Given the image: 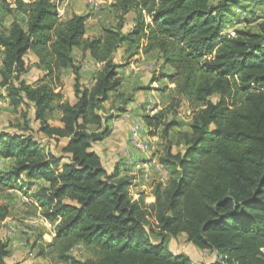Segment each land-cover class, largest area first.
Returning <instances> with one entry per match:
<instances>
[{
	"label": "trees",
	"instance_id": "trees-1",
	"mask_svg": "<svg viewBox=\"0 0 264 264\" xmlns=\"http://www.w3.org/2000/svg\"><path fill=\"white\" fill-rule=\"evenodd\" d=\"M111 1L116 25L92 38L84 36L87 15L60 18L52 0L14 1L13 12L26 16L27 27L14 19L0 32V97L14 107L31 104L38 130L67 141L55 155L23 130L0 131V159L13 160L0 168V195L32 191L25 194L37 201V214L54 225V235L31 247L44 259L53 257V264H195L168 249L165 238L180 234L196 248L216 253L209 264H264V0H251L261 15L253 10L242 17L246 24L257 20L255 28L233 31L236 21L228 16L234 7H244L238 0ZM129 11L135 13L134 25L123 31ZM122 46L129 58L157 52L172 71L151 82L167 79L177 99L172 107L186 100L191 108L188 129L175 133L180 123L167 118L171 104L142 114L149 134L168 142L159 162L169 178L165 186L154 184L151 203L134 199L132 177L120 175L117 167L108 170L93 149L110 133L114 114L104 110L112 93L119 100L116 113L134 98L119 92L114 55ZM75 48L101 64L90 86L76 75ZM28 50L45 72L33 84L23 78ZM68 67L75 73L74 102L57 90L56 80ZM54 104L60 126L46 120ZM172 144L182 149L174 153ZM8 214L0 203V222ZM77 244L96 257L73 256ZM9 254L0 235V264H7Z\"/></svg>",
	"mask_w": 264,
	"mask_h": 264
},
{
	"label": "rangeland",
	"instance_id": "rangeland-1",
	"mask_svg": "<svg viewBox=\"0 0 264 264\" xmlns=\"http://www.w3.org/2000/svg\"><path fill=\"white\" fill-rule=\"evenodd\" d=\"M14 1L15 0H0V32L1 33L2 32L4 33L8 30L10 23L14 19H20V15L18 13L13 12L14 8H10V7H15ZM109 1H111V0H109ZM213 1H215V0H213ZM238 1H239L238 3L243 5L244 7H241L240 5L234 7L235 14L228 16V20L233 19V21H236L234 26L233 27L231 26L230 30L233 31L234 28H241V27L242 28H247V27H250V28L254 27L255 28V25L258 22L257 20L252 21L251 24H246L245 18H242V17L246 16L248 18V15H249L248 11L253 12V10H255L254 11L255 14H253V15H255V17H257L258 15H261L263 13V10H261L260 7L257 8V5H256V3H254V1H251V0H238ZM85 9L87 10L86 14L88 16H91L92 17L91 20L93 21V18H94V16H96V14L91 13L87 9V7H85ZM237 9H241L242 11H245L246 15H242V14L238 13ZM252 12H250V13L252 14ZM98 13H100V18H99V20L97 19L99 22V25H101V26L106 25L109 27L116 25L118 18H117L115 10L112 9V7L110 5L102 7ZM237 14L239 15L240 18H237ZM249 17H250V15H249ZM134 19H135V13L133 11H129L124 16L123 31H127L128 29H130L134 25ZM232 24H233V22H232ZM0 51H1V49H0ZM81 56L82 55H80V57ZM80 57L78 59L75 58V61H74L75 65L78 66L76 75H78L80 83H83V81H86L83 85L90 86L91 83L93 82L94 75H96V73L99 70L98 71L94 70L91 74L90 73L87 74V72H85L82 68L83 62L81 63ZM154 59H156V58L154 57ZM132 61L133 60L131 58H129L126 53H123V48L117 50V54L114 57V62L116 64L120 65L118 70H119V73L121 74L122 79H123V73L120 70V68L126 67ZM153 67H156V68L153 69L152 73L150 71H149L150 73L147 71V73H149L150 75L148 74L146 76L145 80L144 79L140 80L139 84H137L135 87H133V89H131L130 91L127 92V93L132 94L135 99H139L138 103H140V104L137 105L135 108L138 114L135 115L133 113L134 116L140 117V115H141L140 111H143V112L146 111L147 112V110H149L151 108V107L148 108V106H149L148 103H144L142 105L141 103H143V101H141V100H143L144 98H139V95L146 96L145 94L147 93V95L148 94L149 95H155L154 101H156L155 107H157V111L160 110L161 108H164L167 106L169 107V105L171 104V109L169 111V114L167 115V118L168 119H175L176 121H178V123H180L179 127H177V128L174 127L172 129V133H175L176 131H178V129H180V130L188 129V125L191 121V108H190L188 102L186 100H181L179 102L178 106L175 105L174 107H172V105L175 104L176 100H177L175 93L172 91L173 84L168 82L167 79L155 81V83L151 82V79L154 76L159 75L161 72H167L171 68L163 69V66H160L158 64V61L154 63ZM31 68H32V70H31ZM36 68H35V66L30 65V67L28 69V70H30V73L28 71V74L24 75V77H27L26 80H33L36 78L37 79L44 78V76H45L44 70L40 69L41 71L44 72L43 77L41 78L42 74ZM74 77H75V73H74L73 69L68 70V71L62 70L60 78H59V80L57 79L56 82L58 85L64 86V84H66L68 86L71 82L74 81ZM125 85L126 84H124V86ZM120 87H121V85H120ZM120 87H119V89H120ZM130 87H132V86H130ZM64 93H65V95L62 93L63 98L68 99V98H66L67 92L64 91ZM212 99L215 100L216 97L213 96ZM118 101L119 100L116 101V95L112 94L111 101H108L105 103V110H104L105 113L115 114L116 112L114 110V107L116 106L117 103H119ZM55 106L56 105L54 104V107L51 110H49L48 113L46 114V120H49V121H47L49 123H54L58 119V111L59 110ZM132 111L133 110H130L131 113H132ZM154 113H156V112L154 111L153 113H149V114H154ZM143 126H144V131H143L144 135L146 137H150V139H151L150 141H148L147 150L146 151L137 150V151H133V152L130 151V153H133V154L144 153L145 155H150V156H154L156 158H159L162 154H164L163 153L164 148H165L166 144H168V142L162 140L161 138H159V136H156V135H154L152 138L151 137L152 135L149 134L150 129L148 128V126L146 124H143ZM38 127H39V122L34 119V113H33V108L31 106V104L23 103V104L19 105L18 107H14V106L10 105L9 101L6 102L4 97H0V131L23 130L26 133L32 134L36 139H38V141H40L43 144V146L46 147V149L48 151L52 150L55 153L60 152V147L64 143V140L54 139L52 137H47L43 132H40L38 130L39 129ZM126 129H128V128H126ZM122 142H123L122 144L117 146L118 150H115V151H120V153L123 154V152H125V150L128 148L127 147L128 143H127L126 138H123ZM124 143H127V146ZM181 149H182L181 146H177V145L172 144V147H171L172 152L175 153ZM117 159L119 161H121L123 158L122 157L120 158L118 156ZM102 161H103V164H105L107 166L108 170L112 169L111 163H109L104 157H103ZM9 164H10V162L8 160H1L0 159V168H5ZM125 165H127V164L125 163ZM157 165H158V167H160V171L163 174H165L166 177H169L168 169L162 164L159 165L158 162H157ZM158 178H161V176H159ZM156 183H158V181H156L154 184H156ZM166 184H167V182H166ZM165 185L163 184V186H165ZM140 189L141 188H138L137 191L134 190L135 192H129V193L134 199H137L140 196H142L145 203H151L154 201V196L150 195V194H153V189L152 190H147V189L144 190V191H147L146 193L144 191L140 192ZM25 191L28 192L29 194L32 193V191H29L28 189H26ZM25 191L21 192L22 197L26 196ZM151 196H152V199H150ZM24 198H25L24 200L23 199L21 200L22 203L21 204L19 203L17 205V208L14 209V206H13V208L11 210V215H12L11 217L18 223V225L23 226V228L25 229V230H21L20 235L21 234L24 235V237L22 239H24V244H26V245L25 246L23 245L22 255L20 257H15V259H20L21 264L24 260H27V258L29 259V261H32V263L37 261V260H35V259H37V255H36L37 250L33 249L31 247V244L35 240L40 238V243H42V242H48L52 239L51 234L44 236L43 230L45 228L43 229V226L40 224L42 222L40 215L37 214L34 206L31 205L32 202L31 201L29 202L27 200L28 197L27 198L24 197ZM12 200H14V199H12ZM14 202L16 203L18 201H14ZM23 219H27V222H24L25 220H23ZM148 219L150 221V224H152V226H155L154 219L152 217H150ZM29 220H31L33 222H29ZM45 231L49 233L48 229L47 230L45 229ZM52 231L54 232L53 228H52ZM152 238L156 240L155 235H152ZM4 239L9 241L8 238H4ZM165 241H166V245H167L168 249L170 250V252H172L173 254H180V253L186 254L190 258L191 262H193L195 264H209L212 261H214L217 257L216 253L212 252L211 250L196 248L193 244H191L190 242H188L186 240L184 234H180L176 237L168 236L165 238ZM71 254L73 256H75L76 258H79L82 260L87 259V258H95L96 257V255L90 249H88L87 247H85L82 244H77L71 250ZM15 259L10 254L9 259H8V264L16 263ZM39 261H42V263H44V264L55 263V260L53 257L42 259Z\"/></svg>",
	"mask_w": 264,
	"mask_h": 264
},
{
	"label": "crops",
	"instance_id": "crops-1",
	"mask_svg": "<svg viewBox=\"0 0 264 264\" xmlns=\"http://www.w3.org/2000/svg\"><path fill=\"white\" fill-rule=\"evenodd\" d=\"M52 1H54L56 3V5L59 6L64 11V18L70 17L74 13L80 14V15H87L86 14L87 10L85 9V7H87V4H86L87 0H52ZM110 4H111V1L107 0L106 3L101 5V8L104 6L110 5ZM10 8H14V7H10ZM16 13H18V12H16ZM18 14L20 15V19H17V20L19 21V23L21 24L23 29H26V27H27L26 16L22 13H18ZM91 18H92L91 16H88V18L85 21V35L84 36L86 38H92L94 36H97L100 34L103 27H109L106 25H102V26L99 25L98 20L100 18V13H97L96 16H94L93 21L91 20ZM121 48H123V53H126L125 47L122 46L119 49H121ZM116 54H117V52L115 53V55ZM80 55H82V56L80 57ZM115 55H114V57H115ZM79 57H80L81 63L94 60L91 58L90 54L87 51L82 52L80 49L75 48L73 51L74 61H75V58L78 59ZM154 57L156 59H154ZM131 59L133 61L130 62L126 67H122L123 69L120 68V70L123 73V79H121V87L119 89V92L127 93L128 91L133 89V87H135L137 84H139L140 80H142V79L145 80L146 76L150 72L152 73L153 69L156 68V67H153V65L157 61H158V64L160 66H163V69L171 68L168 65H163L162 59L159 57V55L155 51L147 53V54L139 52V53L135 54L134 56H132ZM24 60L26 62V67H27V71L25 72L24 75L28 74V71L30 73V70H28V69H29L30 65H33V66H35V68L37 67L36 69L42 74L41 78L43 77L44 72L41 71L42 69L37 65V57L35 56V54L32 50H28L25 53ZM0 64H1V59H0ZM71 69L72 68L68 67V68L64 69L63 71H68ZM100 69H101V65H99V66L92 65V67L90 69L83 68V70L85 72H87V74L88 73L91 74L94 70L98 71ZM31 70H32V68H31ZM147 71L148 72L150 71V72L147 73ZM171 71H172V69H169L167 72H171ZM24 75H23V78L26 80L27 77H24ZM36 79L26 80V81H28V83H30V84H33V83L37 82L38 80H40V79H37V80ZM93 81H94V79H93ZM85 82L86 81H83L82 84H84ZM153 83H155V82H153ZM124 84H126L125 85L126 87L124 86ZM73 86H74V81L71 82L68 86L66 84H64V86L59 85L57 90L60 89L64 95H65L64 91H66L67 92L66 98H68L67 100H69V102H74L75 96H74ZM130 86H132V87H130ZM116 93L117 92H114L112 94L116 95ZM3 94H4V92H3ZM145 95L146 96L139 95V98H144L143 100H141V101H143V103H141L142 105L144 103H148V105H149L148 108L151 107L149 110H147V112L146 111L145 112L140 111L141 112L140 117L134 116V114L135 115L138 114L135 108L140 103H138L139 99L133 98V100L125 106L124 111L119 112V113H115L114 116L109 121L110 129H111L109 135L104 140L96 142L93 144V149L99 154L101 159H103V157H104L109 163H111L112 169L117 167L120 175H129L130 177H132V184L129 188V192H135L138 190V188H141L140 192H142L146 189L152 190L154 183L156 181H158V182L160 181V183H162V185L163 184L165 185L166 182L168 181V178H169V177H166V175L160 171V167H158V165L156 163V162H158L159 165L161 164L159 162V158H156V157L150 156V155H145L144 153H137V154L136 153L135 154L130 153V151H132V152L137 151L135 148H133L130 145V142H129L131 125L133 124L134 121H142V123L145 124L143 119H142V114L143 113H151L152 110H155V112H157V107H155L156 101H154L155 95H149V94L147 95V93ZM4 98H5L6 102L9 101V99L6 98L5 96H4ZM130 110H133L132 113L130 112ZM60 117H61V112L58 111V119L56 120V122L50 123V124L53 126H60L61 125ZM47 121H49V120H47ZM126 128H128V129H126ZM151 137L153 138V136H151ZM123 138H126L128 146H127V143H124V144H126V146L128 148L122 154V153H120V151H115V150H118L117 146L123 143L122 142ZM60 139L64 140V143L60 147V152L55 153L52 150H50V152L55 154V155H61L62 154L61 149L67 141L66 138H60ZM150 140H151L150 137H147V139H146L147 147H148V141H150ZM118 156L120 158L122 157L123 159L121 161H119L117 159ZM2 160H8L10 163L13 162V160L10 158L2 159ZM125 163L127 165H125ZM137 164H140V167L145 165L148 168H147V170H144L142 167V169L138 170ZM104 166L107 168V166L105 164H104ZM159 176H161V178H158ZM35 182L44 183V181L42 179H36ZM21 192L22 191H20V190L10 189V190H5L0 195V203L7 206L9 209L8 216L0 222V235L2 238H8L9 239L8 248L10 250V254L12 255V257H14V259H15V257H20L22 255L23 245L24 246L26 245V244H24V239H22L24 237V235L23 234L20 235L21 230H25V229L23 228V226L18 225V223L11 217L12 216L11 210H12L13 206H14V209L17 208V205L19 203L20 204L22 203L21 200L22 199L24 200L25 199L24 197H26V198L28 197V196L22 197ZM144 192L146 193L147 191H144ZM150 195H153V194H150ZM12 199H14V200H12ZM150 199H152V196L150 197ZM27 200L29 202L30 201L32 202L31 205H33V204L35 206L38 205L37 201L33 200L32 198L28 197ZM14 201H18V202L15 203ZM23 220H25L24 222H27V219H23ZM29 222H33V221L29 220ZM40 224L43 226V229L45 228L46 230L47 229L49 230V233L46 232L45 229L43 230L44 236L52 233V228L49 226L48 223H45L42 221ZM9 225H13V231L10 234H8V226ZM10 254H9V256H10ZM9 256L6 258L7 264H8ZM38 259L42 260L44 258L37 255V259H35L37 261L34 263H42V261H39ZM15 261L20 263V259H15ZM22 264H32V261H29V259L27 258V260H24L22 262Z\"/></svg>",
	"mask_w": 264,
	"mask_h": 264
},
{
	"label": "built area",
	"instance_id": "built-area-1",
	"mask_svg": "<svg viewBox=\"0 0 264 264\" xmlns=\"http://www.w3.org/2000/svg\"><path fill=\"white\" fill-rule=\"evenodd\" d=\"M107 0H87V8L88 10L93 13L97 14L100 11L101 5L106 3ZM237 12L246 15L245 11H242L241 9H237ZM57 14L60 18H64V11L57 6ZM92 65L99 66L100 63L92 60V61H86L83 63V68L90 69ZM155 110H152L151 113H153ZM144 126L141 121H134L133 124L130 127V145L139 151H146L147 150V137L144 135ZM157 163V162H156ZM144 170H147V166H142ZM140 167V164H137V168L142 169ZM39 214V213H38ZM41 220L45 223H48L50 227L53 228L54 225L50 224L48 221H46L42 216H40ZM13 231V225L8 226V234H10ZM51 235H54V232L52 231ZM264 252V249H262Z\"/></svg>",
	"mask_w": 264,
	"mask_h": 264
}]
</instances>
